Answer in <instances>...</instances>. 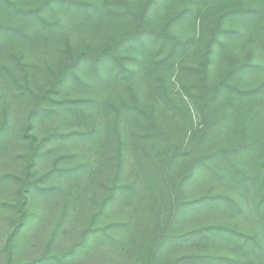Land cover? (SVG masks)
Segmentation results:
<instances>
[{
	"label": "rangeland",
	"instance_id": "rangeland-1",
	"mask_svg": "<svg viewBox=\"0 0 264 264\" xmlns=\"http://www.w3.org/2000/svg\"><path fill=\"white\" fill-rule=\"evenodd\" d=\"M75 1L88 3V8H78L66 0H0V264L29 262L43 255L56 260L65 256L63 261L53 264L143 263L144 257L139 252L143 244L134 232L147 214L148 198L138 201L117 194L94 223V228L110 227L84 237L121 170L119 141L112 125L113 104L127 98L132 89L139 91L143 87L135 79L130 87V77L125 79L126 83H118L97 76L90 64L85 67L87 70L76 69L65 75L75 56L108 46L128 28L127 22L120 19L108 20L109 12L123 9L126 0ZM145 1L129 0L139 11ZM14 4L36 14H16ZM218 9L203 21L204 8L196 0H157L149 6L143 21L161 26L173 15L186 11L174 30L184 37L201 40L203 36L200 45L204 49ZM131 53L117 52L124 57ZM126 58L131 62L130 57ZM169 75L176 81V68ZM179 86L175 82V89ZM54 87L58 90L50 93L52 100L44 102V110L30 120L37 98ZM90 99L98 102L85 107L74 105V100ZM194 115L197 117L196 111ZM91 127L101 130L96 141L83 134ZM32 136L37 137L40 155L29 169L33 162ZM134 160L127 152L120 171L123 182L138 176ZM253 162L250 172H205L188 184L187 191L190 196L224 193L237 201L251 202L250 196L260 192L264 182V152ZM244 174L248 175L247 182ZM26 186L28 191L23 192ZM24 193L28 195L26 207L30 218L9 243L21 217ZM184 217L187 229L222 224L251 235L259 232L264 239V212L257 213L253 208L239 210L228 203L201 204L187 209ZM77 243L79 247L72 251ZM226 243L221 236H196L169 244L166 259L175 260L196 252L231 255L233 249ZM261 260L255 259L256 264H264V259ZM182 262L210 264L207 259L197 258ZM245 262L242 255L233 264Z\"/></svg>",
	"mask_w": 264,
	"mask_h": 264
},
{
	"label": "trees",
	"instance_id": "trees-1",
	"mask_svg": "<svg viewBox=\"0 0 264 264\" xmlns=\"http://www.w3.org/2000/svg\"><path fill=\"white\" fill-rule=\"evenodd\" d=\"M66 1L77 4L78 8L89 5ZM126 1L123 9L109 12L108 20L120 19L127 22L128 28L108 46L81 52L65 69L67 75L68 71L81 70L90 64L97 76L118 83L130 77V87L135 80L143 87L139 91L132 89L127 98L113 104L115 116L112 120L113 133L119 141L120 169H123L126 153L130 152L138 176L133 181L123 182L121 170L118 172V179L109 188V194L93 216L84 237L87 239L90 233L102 229L100 226L94 228V223L117 194L138 201L148 198L147 214L134 232L143 244L139 252L144 259L143 263L134 264H181L184 259L193 261L196 258L207 259L210 264H233L242 255L246 257L245 264H256L255 259H264V239L259 232L251 235L222 224L187 229L184 212L210 203H228L239 210L245 207L257 213L264 212V182L260 192L250 196L251 202L237 201L224 193L190 196L187 191L188 184L205 172H250L254 159L264 152V0H196L204 8L203 21L219 8L204 49L200 45L203 36L201 40L195 36L184 37L174 30L186 11L173 15L161 26H150L143 19L149 6L157 0H146L140 11ZM13 9L20 15L36 14L17 4ZM121 50L131 51L133 55H118ZM126 57H130L133 64ZM175 68L176 81L169 75ZM175 82L179 88L175 89ZM56 89L37 98L30 120L44 110L43 103L52 100L50 93ZM74 101V105L85 107L96 104L98 99ZM83 134L90 141H96L101 130L91 127ZM36 138H30L33 162L29 169L35 166L36 157L40 155ZM243 176L246 181L248 175ZM27 187L23 192L28 191ZM138 195L141 196L137 198ZM23 196L21 217L9 243L30 218L26 207L28 195L24 193ZM196 236H221L233 253L196 252L167 261L169 244ZM79 245L75 244L71 250ZM54 258L43 255L16 264H53L63 261L65 256L59 260Z\"/></svg>",
	"mask_w": 264,
	"mask_h": 264
}]
</instances>
